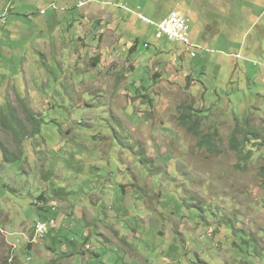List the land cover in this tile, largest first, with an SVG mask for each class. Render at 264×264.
<instances>
[{
	"label": "rangeland",
	"instance_id": "obj_1",
	"mask_svg": "<svg viewBox=\"0 0 264 264\" xmlns=\"http://www.w3.org/2000/svg\"><path fill=\"white\" fill-rule=\"evenodd\" d=\"M13 2L0 264H264V0Z\"/></svg>",
	"mask_w": 264,
	"mask_h": 264
},
{
	"label": "built area",
	"instance_id": "obj_2",
	"mask_svg": "<svg viewBox=\"0 0 264 264\" xmlns=\"http://www.w3.org/2000/svg\"><path fill=\"white\" fill-rule=\"evenodd\" d=\"M102 0H96L100 2ZM13 4H7L4 10L0 13V25L6 24L9 14L13 9ZM42 14H46V11H42ZM140 19L149 25L157 28V37L162 39L164 37L169 38L171 41L181 42L187 46H193L190 40V26L189 20L179 12L171 13L166 19L160 23H156L144 15H140ZM192 56H195L193 53ZM49 231V226L47 224L38 223L36 226L37 236H42L47 234Z\"/></svg>",
	"mask_w": 264,
	"mask_h": 264
},
{
	"label": "trees",
	"instance_id": "obj_3",
	"mask_svg": "<svg viewBox=\"0 0 264 264\" xmlns=\"http://www.w3.org/2000/svg\"><path fill=\"white\" fill-rule=\"evenodd\" d=\"M182 115L180 116V123L185 126L188 127L189 130L194 133L198 131V128L201 126L202 123V116H197L196 117V113L197 110H195L193 108L192 105H185L184 108H182ZM235 135H233V139H232V147L239 150V148L236 145V135L237 133H234ZM251 133H248L246 135V141L250 142V138L249 136H251ZM210 136H208L207 138H209ZM206 141V138H204ZM6 154V151H4ZM251 155V152L248 151L247 154L244 156L245 159H249Z\"/></svg>",
	"mask_w": 264,
	"mask_h": 264
},
{
	"label": "crops",
	"instance_id": "obj_4",
	"mask_svg": "<svg viewBox=\"0 0 264 264\" xmlns=\"http://www.w3.org/2000/svg\"><path fill=\"white\" fill-rule=\"evenodd\" d=\"M14 5V4H13ZM14 7V6H13ZM5 25V24H4ZM4 25H0V26H4Z\"/></svg>",
	"mask_w": 264,
	"mask_h": 264
},
{
	"label": "bare ground",
	"instance_id": "obj_5",
	"mask_svg": "<svg viewBox=\"0 0 264 264\" xmlns=\"http://www.w3.org/2000/svg\"><path fill=\"white\" fill-rule=\"evenodd\" d=\"M94 2H96V0H93Z\"/></svg>",
	"mask_w": 264,
	"mask_h": 264
},
{
	"label": "clouds",
	"instance_id": "obj_6",
	"mask_svg": "<svg viewBox=\"0 0 264 264\" xmlns=\"http://www.w3.org/2000/svg\"><path fill=\"white\" fill-rule=\"evenodd\" d=\"M54 206H56V205H54Z\"/></svg>",
	"mask_w": 264,
	"mask_h": 264
}]
</instances>
